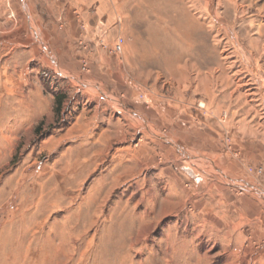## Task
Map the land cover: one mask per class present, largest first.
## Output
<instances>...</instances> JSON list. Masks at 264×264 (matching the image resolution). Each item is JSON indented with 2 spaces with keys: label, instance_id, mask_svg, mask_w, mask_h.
I'll list each match as a JSON object with an SVG mask.
<instances>
[{
  "label": "rangeland",
  "instance_id": "374dc122",
  "mask_svg": "<svg viewBox=\"0 0 264 264\" xmlns=\"http://www.w3.org/2000/svg\"><path fill=\"white\" fill-rule=\"evenodd\" d=\"M109 1L107 64L72 76L3 42L0 0V264H264V235L200 226L186 171L264 145V0Z\"/></svg>",
  "mask_w": 264,
  "mask_h": 264
},
{
  "label": "crops",
  "instance_id": "0c3cea01",
  "mask_svg": "<svg viewBox=\"0 0 264 264\" xmlns=\"http://www.w3.org/2000/svg\"><path fill=\"white\" fill-rule=\"evenodd\" d=\"M6 3L9 6L6 10L14 14V19L8 17L3 21V42L25 51L28 62L38 60L45 65L39 59L44 50L51 55L55 68L72 76L79 74L82 65L91 71L106 66V47L117 17L109 0H7ZM88 78L94 80L91 74ZM244 132L249 133L250 129L244 126ZM214 142L221 143L219 139ZM237 143L242 146L241 159H234L220 149L208 153L218 169L216 173L201 166L196 167V173L186 169L199 191L196 209L200 212V226L215 229L220 237L232 238L229 242L238 245L236 249L252 232L256 238L264 235V175H247L242 167L246 163L264 165L263 140L245 139L243 135L242 142ZM236 182L253 186L254 190L238 188Z\"/></svg>",
  "mask_w": 264,
  "mask_h": 264
},
{
  "label": "built area",
  "instance_id": "2783aa9c",
  "mask_svg": "<svg viewBox=\"0 0 264 264\" xmlns=\"http://www.w3.org/2000/svg\"><path fill=\"white\" fill-rule=\"evenodd\" d=\"M11 17H14L13 13H10ZM123 38L121 36H118L115 40L114 46L112 48V51L116 54H120L123 50Z\"/></svg>",
  "mask_w": 264,
  "mask_h": 264
},
{
  "label": "bare ground",
  "instance_id": "6f19581e",
  "mask_svg": "<svg viewBox=\"0 0 264 264\" xmlns=\"http://www.w3.org/2000/svg\"><path fill=\"white\" fill-rule=\"evenodd\" d=\"M254 41H255V40H254ZM256 41H257V40H256ZM252 44H253V43H252ZM253 45H254V44H253ZM254 46H256V45H254ZM263 46H264V45H263ZM252 47H253V46H252ZM236 48H237V47H236ZM241 49H242V48H241ZM258 49H259V48H258ZM258 49H257V50H258ZM261 49H262V48H261ZM237 50H238V49H237ZM239 50H240V49H239ZM252 50H253V49H252ZM259 50H260V49H259ZM239 53H240V52H239ZM248 53H249V52H248ZM251 59H252V58H251ZM249 60H250V59H249ZM246 64L249 66V69L251 68V69L254 70V68H255L254 63H251L250 61H248ZM255 64H256V62H255ZM251 69H250V70H251ZM253 72L256 73V74H254L256 78H258V77L260 78L261 74H260V76H258V74H257V72H256L255 70H254ZM262 88H263V87H262Z\"/></svg>",
  "mask_w": 264,
  "mask_h": 264
},
{
  "label": "trees",
  "instance_id": "16d2710c",
  "mask_svg": "<svg viewBox=\"0 0 264 264\" xmlns=\"http://www.w3.org/2000/svg\"><path fill=\"white\" fill-rule=\"evenodd\" d=\"M56 102H57V105H59V103L61 102V97H56ZM39 127L37 126L36 127V130H38Z\"/></svg>",
  "mask_w": 264,
  "mask_h": 264
}]
</instances>
